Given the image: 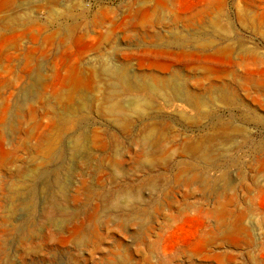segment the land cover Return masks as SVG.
Wrapping results in <instances>:
<instances>
[{
    "label": "rangeland",
    "instance_id": "rangeland-1",
    "mask_svg": "<svg viewBox=\"0 0 264 264\" xmlns=\"http://www.w3.org/2000/svg\"><path fill=\"white\" fill-rule=\"evenodd\" d=\"M0 264H264V0H0Z\"/></svg>",
    "mask_w": 264,
    "mask_h": 264
},
{
    "label": "bare ground",
    "instance_id": "bare-ground-1",
    "mask_svg": "<svg viewBox=\"0 0 264 264\" xmlns=\"http://www.w3.org/2000/svg\"><path fill=\"white\" fill-rule=\"evenodd\" d=\"M11 0H6V2H9ZM111 62V61H110ZM107 64V65H106ZM103 66H99L100 68H96L95 75L97 78L106 79L108 80V83H105V85L108 86V96L104 99L103 102L99 105V112L101 114H106L107 116L113 118V121L120 122L123 118H126L128 115L131 114H140L146 110V107L148 106L146 100H132L126 107H122L119 101L117 100L116 92L112 90V82L110 81L112 77H124V74L126 72L125 68H123L117 64L111 63H105L102 64ZM34 84L35 86L39 85L40 78L38 74H35ZM141 82V86L147 87L150 89V91H154L158 94L163 93L164 88H162L160 85H154L151 83ZM155 137V132L153 130L148 131L144 137H143V143L145 145H149L153 142ZM75 139V138H74ZM80 138H76L74 143L71 144V146L76 145L77 143L81 142ZM77 144V146H78ZM75 149V148H73ZM208 145H205L202 148V156H206L208 154Z\"/></svg>",
    "mask_w": 264,
    "mask_h": 264
}]
</instances>
